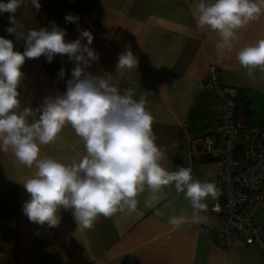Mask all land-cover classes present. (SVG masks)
Masks as SVG:
<instances>
[{
    "label": "crops",
    "instance_id": "obj_1",
    "mask_svg": "<svg viewBox=\"0 0 264 264\" xmlns=\"http://www.w3.org/2000/svg\"><path fill=\"white\" fill-rule=\"evenodd\" d=\"M8 2V0H3ZM199 0H39L37 11L29 3L14 14L29 29L58 27L65 30V41L81 39L80 30L93 35L91 48L99 55L86 69L96 76L110 75L121 93L131 88L133 97L143 96L153 116L156 143L163 150L161 161L168 171H177L191 163L194 179L215 182L221 165L216 160L190 161L176 145L180 124L200 136L216 125L221 103L212 86L205 81L213 73L219 82L235 88L237 117L243 122L264 126V72L256 69L249 79L237 60L239 50L264 38V15L237 34L231 52L218 55L217 33L198 28L196 4ZM214 2V0H209ZM78 17L66 22V15ZM9 13H0V37L12 40L14 51L23 53V36L9 34ZM131 50L137 67L117 72L119 54ZM74 62L57 54L49 63L44 55L26 58L18 86L20 110L40 109L46 97L62 96L71 79ZM65 70L63 78L58 73ZM247 105L243 110L241 104ZM38 117H29L34 122ZM213 139H217L214 137ZM83 141L66 125L59 138L41 147L48 156L70 163L85 155ZM35 166L18 163L11 151L0 152V264H264L254 244L237 234L223 245L213 239L208 210L201 221L183 192L173 185L163 188L160 200L153 201L147 190L140 194L137 211L98 216L92 228L79 227L72 210L61 208L56 227L30 222L23 214L30 198L24 184L35 176ZM218 187V185L216 184ZM212 198L204 202L209 205ZM181 219V227L172 230L168 218ZM263 224L264 211L259 213Z\"/></svg>",
    "mask_w": 264,
    "mask_h": 264
},
{
    "label": "clouds",
    "instance_id": "obj_2",
    "mask_svg": "<svg viewBox=\"0 0 264 264\" xmlns=\"http://www.w3.org/2000/svg\"><path fill=\"white\" fill-rule=\"evenodd\" d=\"M29 3L37 11L39 0H0V13H9V34L23 36L25 50L14 51L12 40L0 37V152L11 151L24 167H36L35 176L24 184L30 198L23 204V214L30 222L56 227L61 208L72 210L79 227L90 229L98 216L111 217L117 213L137 211V197L146 190L153 201H159L161 191L174 185L183 192L193 215L206 220L202 212L209 197L216 199L219 189L215 182L193 178L190 168L168 171L162 166L163 150L157 145L153 132V116L146 109L143 96L134 99L131 88L120 92L110 75L96 76L86 69L99 55L90 47L93 35L80 30L81 39L65 41V30L53 27L29 29L15 17ZM197 26L217 33L215 47L218 55L231 52L237 34L264 15V0H199L196 4ZM66 22L78 20L71 14ZM67 55L75 66L67 90L62 96L46 97L40 109L20 110L17 90L23 77L21 67L26 58L44 55L49 63L55 55ZM237 60L249 79L254 71L264 72V38L242 47ZM138 60L131 50L119 54L117 72L132 70ZM62 68L58 75L63 78ZM38 117L29 122V117ZM66 125L83 141L86 154L65 163L52 157H41V147L55 142ZM172 230L181 227V219L168 218Z\"/></svg>",
    "mask_w": 264,
    "mask_h": 264
},
{
    "label": "built area",
    "instance_id": "obj_3",
    "mask_svg": "<svg viewBox=\"0 0 264 264\" xmlns=\"http://www.w3.org/2000/svg\"><path fill=\"white\" fill-rule=\"evenodd\" d=\"M205 81L220 100L221 116L200 136L189 132L187 122L181 123L176 145L190 161L216 160L221 165L216 177L219 196L207 208L213 239L227 245L240 234L264 257L263 224L258 216L264 211V126L250 125L237 117L233 85L219 82L213 73ZM181 167L190 168L194 178L191 163Z\"/></svg>",
    "mask_w": 264,
    "mask_h": 264
},
{
    "label": "trees",
    "instance_id": "obj_4",
    "mask_svg": "<svg viewBox=\"0 0 264 264\" xmlns=\"http://www.w3.org/2000/svg\"><path fill=\"white\" fill-rule=\"evenodd\" d=\"M241 106H242L243 110H245V111L247 110V105L245 103L241 104ZM238 108H239V106H237L236 109H238ZM236 115H237V111H236Z\"/></svg>",
    "mask_w": 264,
    "mask_h": 264
}]
</instances>
